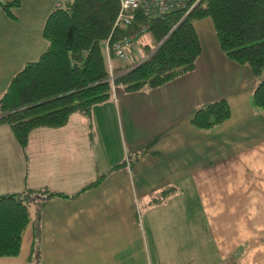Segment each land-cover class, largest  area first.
<instances>
[{"label":"crops","instance_id":"1","mask_svg":"<svg viewBox=\"0 0 264 264\" xmlns=\"http://www.w3.org/2000/svg\"><path fill=\"white\" fill-rule=\"evenodd\" d=\"M59 2L21 0L15 19L0 9V95L46 49L43 26ZM195 27V68L156 88L113 89L92 107L91 135L74 113L64 126L32 129L23 151L0 124V194L68 195L30 203L20 252L0 264H264V115L251 101L258 80L223 54L209 18ZM220 98L231 110L222 125L190 123L199 105Z\"/></svg>","mask_w":264,"mask_h":264},{"label":"trees","instance_id":"2","mask_svg":"<svg viewBox=\"0 0 264 264\" xmlns=\"http://www.w3.org/2000/svg\"><path fill=\"white\" fill-rule=\"evenodd\" d=\"M20 4L21 0H0V9L15 19ZM118 11L119 0H60L50 11L42 30L46 49L26 62L0 95V124L10 127L23 151L32 129L64 126L74 113L86 116L91 135L92 107L110 99L113 89L156 88L193 70L202 51L195 22L204 18L211 20L223 54L250 68L257 78L251 101L264 115V0H190L188 6L158 15L137 8L125 25L115 24ZM142 27L153 42L141 45L145 57L116 67L109 64L105 43L136 34ZM230 114L225 98L214 99L199 105L190 123L211 130ZM52 196L68 195L28 187L0 194V257L19 254L31 219L28 203L41 206Z\"/></svg>","mask_w":264,"mask_h":264},{"label":"built area","instance_id":"3","mask_svg":"<svg viewBox=\"0 0 264 264\" xmlns=\"http://www.w3.org/2000/svg\"><path fill=\"white\" fill-rule=\"evenodd\" d=\"M190 0H119V11L115 24H129L134 18V10L142 9L148 15H158L165 12L188 6ZM146 27H142L136 34L125 36L112 44L105 43L107 59L113 53L120 59H127L141 36L148 33Z\"/></svg>","mask_w":264,"mask_h":264},{"label":"rangeland","instance_id":"4","mask_svg":"<svg viewBox=\"0 0 264 264\" xmlns=\"http://www.w3.org/2000/svg\"><path fill=\"white\" fill-rule=\"evenodd\" d=\"M147 34V35H146ZM146 34H144V35H146L145 37H144V39H143V41H142V43L140 44V45H142L143 43H149L150 45H152L153 46V42L149 39V37H148V33H146ZM143 35V36H144ZM140 42V41H139ZM142 46H140L139 48H141ZM137 49V44L135 45V47L133 48V49ZM135 49V50H136ZM132 52H133V54H132ZM131 53H130V55H129V57L127 58V59H120V58H117V57H113L112 56V54H110V56H109V64H113V66L114 67H116V66H118V65H126V64H128V62H130L131 60L133 61V60H135V61H137V60H141V59H143L144 57H145V49H143V48H141V49H138V50H136V51H132ZM131 61V62H132ZM109 70H111V66L109 67ZM254 76V75H253ZM255 77V76H254ZM113 78V75H111V79ZM257 79V78H256ZM90 116H91V114H90ZM204 130V129H203ZM28 205H29V208H30V213H31V215H33L34 214V210H35V207H34V205H30V203H28ZM34 208V209H33Z\"/></svg>","mask_w":264,"mask_h":264}]
</instances>
